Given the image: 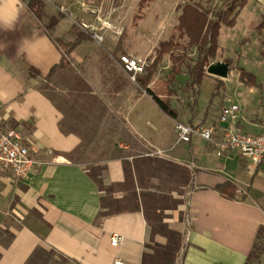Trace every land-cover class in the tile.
<instances>
[{
  "label": "crops",
  "instance_id": "obj_1",
  "mask_svg": "<svg viewBox=\"0 0 264 264\" xmlns=\"http://www.w3.org/2000/svg\"><path fill=\"white\" fill-rule=\"evenodd\" d=\"M254 1L256 15H264V0ZM41 2L44 15L38 21L27 0H0V128L17 130L30 155L42 162L25 180L0 170V264H24L38 247L52 255L36 264H141L142 254L150 252L147 245L165 243L163 235L149 234L141 209L145 196L153 195L174 203L162 210V222L180 234L172 264H244L257 229L264 227V158L253 166L232 150L216 154L196 137L177 142L173 126L203 121L215 126L216 135L223 127L264 131L262 84L239 81L244 93L232 102L237 110L226 123L217 122L222 105L215 117L201 114L200 120L191 108L184 114L169 101L176 114L170 118L118 70L108 51L88 45L95 41L90 30L74 20L82 13L80 0ZM50 17L54 26L46 31L42 24ZM258 20L264 25V18ZM76 29L90 37L70 49L59 44L72 42ZM90 50L96 51L94 62L85 59ZM255 52V62L264 65V47ZM62 57L65 66L45 80ZM66 67L86 87L84 94L63 83L59 75ZM135 86L141 93H134ZM86 93L99 112L90 103L81 106ZM78 117H94L89 133L110 135H117V121L124 120L121 128L133 140L115 144L112 136L104 144L95 137L86 142ZM151 149L161 156L148 155ZM226 181L235 188L232 197L214 188ZM111 232L123 237L115 247L108 243Z\"/></svg>",
  "mask_w": 264,
  "mask_h": 264
},
{
  "label": "rangeland",
  "instance_id": "obj_2",
  "mask_svg": "<svg viewBox=\"0 0 264 264\" xmlns=\"http://www.w3.org/2000/svg\"><path fill=\"white\" fill-rule=\"evenodd\" d=\"M230 2L231 0H80L79 7L82 13L80 17H74V20L77 24L80 21L87 24L88 28L86 29L95 28L94 31L102 37V40H91L92 42L88 45H94L102 51H108L111 54V61L117 65L119 71L122 68L119 66L118 55H125L127 49L130 50L128 52L130 54L126 55L138 58L146 65L152 61L159 42L169 38L176 41L177 46L172 47L168 53L161 55L150 77L148 88L161 95L167 94L166 90L168 89L170 92L168 102L170 101L178 111L184 114H186L185 110L191 108L188 111L191 114L194 112L201 120L199 118L201 114L215 117L216 114L214 113L218 107L232 103L236 99L240 100L244 93V84L242 85L238 80L240 70L252 73L254 83L257 81L264 87V65L255 62V58L259 59L255 51L264 47V25L258 20V18H264V15H256L257 11L253 9L254 0H245L241 9L234 16L232 26L220 24L214 56L208 60V64L227 62L228 71L226 77L221 79L222 85L215 88V84L220 78L206 74L204 70V75L197 88L196 103L192 104L191 91L186 83L189 80L188 70L195 61L196 49L194 46L186 45L185 36H178V32L174 29L177 16L182 5L190 4L206 12L210 19L217 9H224ZM260 6L264 8V3ZM94 53L96 55L95 50H90L85 55L87 62L96 61L97 55L94 56ZM169 55L179 59L173 62ZM88 56L90 58L87 59ZM177 65L179 71L174 74L172 68ZM59 77L63 83L72 84V87L78 90L80 95L87 90L71 67H66L60 71ZM52 79H54L53 83L58 85V90H62L60 79L55 77ZM254 86V89L258 90L259 84ZM134 93H141L136 86ZM258 93L263 94V91ZM144 94L148 96L145 92ZM86 95L87 97L81 99L83 100L81 106L87 108V103H90L99 112L98 109L102 108H99L91 95L88 93ZM74 99L80 106L78 98L74 97ZM120 104L119 102V106ZM123 121L120 119L117 121V135L103 132L99 134L89 133V127H93L95 124L94 117L92 119L78 117L77 128L81 130L80 137L86 142L95 137L101 144H104L111 141L112 136H114L115 144L127 143L130 145L131 140H133L132 135L126 134L124 128H121L124 125ZM202 123L203 121H200L198 124ZM105 125L110 127L109 119ZM135 138L140 139L137 135ZM139 141L141 142V140ZM179 215L183 218V213ZM257 245L260 246V249L253 252L250 257V264H264V237L260 236L257 239ZM254 255H257L256 258H253Z\"/></svg>",
  "mask_w": 264,
  "mask_h": 264
},
{
  "label": "trees",
  "instance_id": "obj_3",
  "mask_svg": "<svg viewBox=\"0 0 264 264\" xmlns=\"http://www.w3.org/2000/svg\"><path fill=\"white\" fill-rule=\"evenodd\" d=\"M148 1V0H141ZM245 0H231L226 7L217 9L212 18H208L206 12L202 11L198 7L190 4H184L180 8V13L177 16V23L174 29L178 32V36H185L187 39V46H194L196 49V57L192 66L188 70L189 80L186 83L187 87L191 91L192 95V104L196 103L197 88L200 83L201 78L204 75V69L208 64V60L214 56L216 49V38L218 35V28L220 24L225 26H231L233 24L234 16L237 11L243 5ZM27 8L34 15V17L40 21L43 14V4L41 0H27ZM55 19L50 17L45 23L42 24L43 28L47 31L53 28ZM74 40L70 43H59L60 45H65L69 49L72 48L77 43L82 40L88 39L90 34L82 31L75 30ZM178 44L172 38H169L165 41H161L157 45L154 57L152 61L146 64L143 67V72L138 74L134 78V83L142 89L153 101L158 110L164 113L170 118H175V110L169 106L168 95L169 90H166L167 94L156 93L153 90L147 87V84L150 81V77L155 70L156 64L158 63L162 54H166L170 51L172 47L177 46ZM170 59L175 62L179 58L173 55H169ZM228 61V60H225ZM65 66V58L62 57L59 63L50 67L45 80L50 79L51 76L58 71L59 68ZM173 73L179 71L178 65L172 68ZM33 74H37L32 72ZM215 84V88L222 85L221 79ZM238 80L247 85L253 84V75L252 73L244 70H240L238 73ZM191 104V105H192ZM215 190L225 196L232 197L235 188L234 186L226 181L222 184L216 185ZM168 200L156 195L145 196L141 203V209L143 212L144 219L149 226V234L153 235L159 233L165 237V243L163 245L151 244L147 245L150 252H144L141 258V264H172L175 253L179 248L180 243V234L178 231L169 229L162 222V210L165 208L172 207L174 203L169 204ZM120 209H125L124 206L119 207ZM132 208H138V204L134 203ZM262 236L264 237V227L260 226L253 239L251 248L247 254L244 264H250V257L252 256L255 250L259 251L260 246L257 245V239ZM11 238V235L5 236V241L8 242ZM52 255V251H46L41 248H35L31 255L27 258L24 264H36L37 261L45 262ZM257 255H254L253 258H256Z\"/></svg>",
  "mask_w": 264,
  "mask_h": 264
},
{
  "label": "built area",
  "instance_id": "obj_4",
  "mask_svg": "<svg viewBox=\"0 0 264 264\" xmlns=\"http://www.w3.org/2000/svg\"><path fill=\"white\" fill-rule=\"evenodd\" d=\"M78 26L81 29L88 28V25L80 21ZM91 29V36L95 41H101L94 27ZM118 62L122 70L127 74L130 81L134 82L136 75L143 72L145 63L131 55H118ZM237 105L227 103L222 106L217 115V122L226 123L234 116ZM175 141L189 142L192 137L201 139L215 149L216 154L224 150H232L245 158L250 165H257L264 158V131L254 134H247L230 127H223L219 135H216V128L213 125L175 122L173 126ZM30 149L22 141L19 132L12 128H0V170H5L14 179L25 180L31 175L37 166L42 162L30 155ZM150 156H161V151L152 149L147 153ZM123 237L115 232L108 235V243L115 247L119 245ZM114 264H122L114 261Z\"/></svg>",
  "mask_w": 264,
  "mask_h": 264
},
{
  "label": "water",
  "instance_id": "obj_5",
  "mask_svg": "<svg viewBox=\"0 0 264 264\" xmlns=\"http://www.w3.org/2000/svg\"><path fill=\"white\" fill-rule=\"evenodd\" d=\"M204 70L206 74H210L222 79L227 75L228 64L227 62H213L207 64Z\"/></svg>",
  "mask_w": 264,
  "mask_h": 264
}]
</instances>
